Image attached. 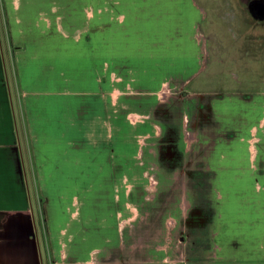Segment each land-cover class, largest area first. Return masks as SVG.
Segmentation results:
<instances>
[{"label": "crops", "instance_id": "obj_1", "mask_svg": "<svg viewBox=\"0 0 264 264\" xmlns=\"http://www.w3.org/2000/svg\"><path fill=\"white\" fill-rule=\"evenodd\" d=\"M197 2L134 0L132 9L118 3L117 29L111 31L110 0H0V264H42L32 237L30 181L45 201L50 229L109 227L101 217L108 195L98 183L119 180L111 170L117 165L111 158L114 135L120 132L115 123L124 118L125 103L120 97L111 99V70H178L179 81L192 84L206 68L220 69L224 59L213 56L221 51L218 47L224 53L248 54L247 69L261 76L251 79L257 89L237 92L230 99L217 97L203 108L207 114L219 104L245 109L255 120L227 147L239 155L246 152L248 161L240 157L239 164L247 162L250 171L235 176L253 180L252 167L264 166V69H258L264 64V31L261 45L252 48L255 33H245V45L239 46L241 33L236 30L241 20L228 2L225 17L221 12L218 16L226 33H200ZM174 7L182 8L183 14L175 15ZM231 12L236 17L229 21ZM174 16L185 18L181 29L174 25ZM256 53L260 56L255 59ZM209 132L217 140L216 126ZM217 146L223 143L217 140ZM218 149L203 158L211 167L210 181L228 175ZM229 161L237 167V161ZM234 212L221 213L217 228L230 230L225 217L233 218ZM262 228L257 242L264 240ZM91 237L80 244L93 245ZM263 250L256 249V254Z\"/></svg>", "mask_w": 264, "mask_h": 264}, {"label": "rangeland", "instance_id": "obj_2", "mask_svg": "<svg viewBox=\"0 0 264 264\" xmlns=\"http://www.w3.org/2000/svg\"><path fill=\"white\" fill-rule=\"evenodd\" d=\"M110 2L112 31L118 25L116 4L132 9L134 0ZM228 2H232L241 20L236 30L241 33L237 44L245 45V33H255L252 48L261 45L264 0H199L198 31L226 33L219 14L224 16ZM252 5L258 8L256 15L251 14ZM174 10L175 15L183 14L182 8ZM235 17L231 12L228 20ZM173 22L181 29L185 18L174 16ZM218 48L221 51L213 56L224 59L220 69L206 68L192 84L179 81L178 70L110 71L111 99L116 102L120 97L125 103L124 118L115 123V130L119 128L120 132L114 135L115 158H111L117 164L111 165V170L119 180L98 183L107 193L109 205L105 214L101 209L96 213H102L109 227L102 230L95 225L92 231L50 229L45 201L36 183L30 181L35 221L32 237L38 243L42 264L263 263L264 250L256 254V249H264V240L257 242L264 225V166L252 167L249 175L253 180H239L235 175L249 168L247 162L239 164L240 157L248 161V155L244 151L242 155L229 152L227 147L238 142V136L244 135L255 119L240 106L226 109L219 104L208 114L203 108L204 103H212L217 97L230 99L237 92L256 90L251 79L261 76L247 69L248 54L224 53L221 46ZM253 56L256 59L260 54ZM258 69L263 70L264 64ZM213 126L220 131L216 138L223 147L219 149L209 132ZM216 148L224 158V173L228 175L210 181L207 175L211 167L203 163V158ZM233 159L237 167L229 161ZM246 200L252 203L246 204ZM230 210L235 211L234 217L225 219L231 222V229L217 228L220 214ZM237 219L240 224L235 222ZM91 235L93 245L80 244L92 240ZM248 249L255 251L246 254ZM238 253L246 255L242 258Z\"/></svg>", "mask_w": 264, "mask_h": 264}, {"label": "flooded vegetation", "instance_id": "obj_3", "mask_svg": "<svg viewBox=\"0 0 264 264\" xmlns=\"http://www.w3.org/2000/svg\"><path fill=\"white\" fill-rule=\"evenodd\" d=\"M250 11H251V14H252V15H256V14H257V12H259V11H258V8H257V7H255L254 5H252V7H251V10H250Z\"/></svg>", "mask_w": 264, "mask_h": 264}]
</instances>
